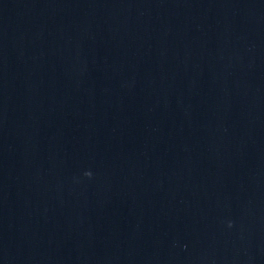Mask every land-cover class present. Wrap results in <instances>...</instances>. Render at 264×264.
Here are the masks:
<instances>
[{
  "label": "water",
  "instance_id": "95a60500",
  "mask_svg": "<svg viewBox=\"0 0 264 264\" xmlns=\"http://www.w3.org/2000/svg\"><path fill=\"white\" fill-rule=\"evenodd\" d=\"M0 264H264V0H0Z\"/></svg>",
  "mask_w": 264,
  "mask_h": 264
},
{
  "label": "clouds",
  "instance_id": "9594fccd",
  "mask_svg": "<svg viewBox=\"0 0 264 264\" xmlns=\"http://www.w3.org/2000/svg\"><path fill=\"white\" fill-rule=\"evenodd\" d=\"M86 175H88L89 177L91 176V173L89 172V173H86Z\"/></svg>",
  "mask_w": 264,
  "mask_h": 264
}]
</instances>
